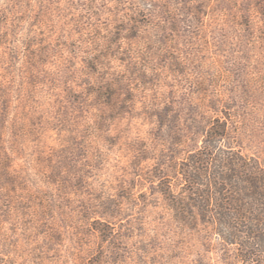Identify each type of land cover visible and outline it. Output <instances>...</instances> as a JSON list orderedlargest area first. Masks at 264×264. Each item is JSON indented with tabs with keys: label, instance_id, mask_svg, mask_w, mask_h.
<instances>
[{
	"label": "rangeland",
	"instance_id": "obj_1",
	"mask_svg": "<svg viewBox=\"0 0 264 264\" xmlns=\"http://www.w3.org/2000/svg\"><path fill=\"white\" fill-rule=\"evenodd\" d=\"M225 122L264 162V0H0L2 264H245L190 223Z\"/></svg>",
	"mask_w": 264,
	"mask_h": 264
},
{
	"label": "trees",
	"instance_id": "obj_2",
	"mask_svg": "<svg viewBox=\"0 0 264 264\" xmlns=\"http://www.w3.org/2000/svg\"><path fill=\"white\" fill-rule=\"evenodd\" d=\"M227 126L210 130L189 159L186 178L194 195L189 206L198 208L189 211L190 223L207 225L223 242L237 246L245 264H264V162L235 147Z\"/></svg>",
	"mask_w": 264,
	"mask_h": 264
}]
</instances>
